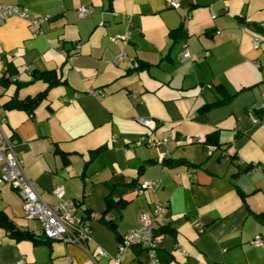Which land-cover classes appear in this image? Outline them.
Listing matches in <instances>:
<instances>
[{"label":"crops","instance_id":"obj_1","mask_svg":"<svg viewBox=\"0 0 264 264\" xmlns=\"http://www.w3.org/2000/svg\"><path fill=\"white\" fill-rule=\"evenodd\" d=\"M173 1L6 0L49 19L37 37L18 17L0 27L3 131L45 201L54 206L64 187L92 237L86 247L47 241L1 184L0 212L40 241L0 227V264H113L156 204V230L169 229L158 236L163 264H264V247L251 244L264 240V0ZM82 7L93 12L80 17ZM45 72L62 84L34 112L5 107L43 93ZM122 264L146 256L133 248Z\"/></svg>","mask_w":264,"mask_h":264},{"label":"built area","instance_id":"obj_2","mask_svg":"<svg viewBox=\"0 0 264 264\" xmlns=\"http://www.w3.org/2000/svg\"><path fill=\"white\" fill-rule=\"evenodd\" d=\"M171 6L178 8L179 0L173 1ZM92 12L93 7H82L78 10L80 17ZM12 17L28 21L31 27L35 29L34 37L38 36L41 23L49 19V17L35 19L30 17L27 11L18 5L8 3L6 0H0V27ZM126 38V36H122L114 40H124ZM261 41L262 38L254 34L253 46L255 48L259 47ZM123 58L124 53H120L118 61L123 60ZM182 58L187 60L192 59L193 56L188 51H185ZM92 93L97 94L95 92ZM253 121L257 122L255 117H253ZM140 122L146 126L154 127V122L150 119H142ZM3 123L0 120V185L7 184L16 191L24 203L25 216L40 223L44 239L52 242H71L86 247L87 242L91 240L92 232L85 225L83 218L77 215L80 204L76 201L64 200L66 192L65 188L61 186H57L53 191L54 196L58 200L54 206L49 205L45 201L33 180L26 173L20 153L17 150L16 141L3 131ZM156 186L157 182L147 181L140 186L138 193L142 195ZM163 210L164 207L161 204H156L152 213L142 212L139 226L131 229L123 236L118 254L111 258L107 252L100 251L99 256L105 259H113V264H122L128 253L136 247L143 250L146 256V264H163L158 257L159 242L155 232L158 217ZM251 244L264 247V240L261 236H257ZM18 264L28 263L21 260Z\"/></svg>","mask_w":264,"mask_h":264},{"label":"trees","instance_id":"obj_3","mask_svg":"<svg viewBox=\"0 0 264 264\" xmlns=\"http://www.w3.org/2000/svg\"><path fill=\"white\" fill-rule=\"evenodd\" d=\"M8 72H9V68L7 70V73ZM11 77H12L13 81H16L15 80V78H17L16 75L15 76H11ZM38 79L44 80L45 82L48 83V88L43 93L39 94L38 96H36L34 98L27 99L25 101L12 100V101L8 102L5 107L7 109H9V110L10 109H21V110H26V111L32 113V112H34V110L36 109V107H38L47 98L48 93H49V91L52 88H54V87L62 84V82H60L56 78V73L55 72H45V73H42V74H40V76L38 77ZM234 96L235 95L227 98L226 103H228L229 101H231ZM224 103L225 102H217L216 104H213V105L208 106V108L216 107V106H219V105L224 104ZM107 204H108V208L113 207V206H116V207H119L120 206L119 204H116L115 202H112L110 198L107 199ZM104 218L105 217L103 215L99 217V219L101 221H103L108 227H110L112 229H115V225L112 223V221H106V219H104ZM0 227L3 228V229H5L6 231H8L9 234L12 237H17L19 240H22V239H31V240H34L36 242H39L40 241L38 237L34 236V234H32L30 232H21V231H19L15 227V225L13 224V222L3 212H0ZM168 230L165 229V228H160L159 230H156L155 229L156 236L158 237L162 233L167 232ZM47 241H49V240H47ZM137 249L140 251V253L143 252L142 249H140V248H137Z\"/></svg>","mask_w":264,"mask_h":264}]
</instances>
